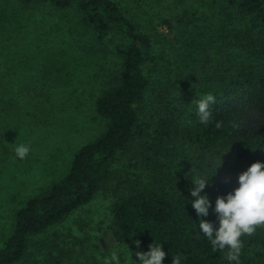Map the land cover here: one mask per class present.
Returning <instances> with one entry per match:
<instances>
[{
  "label": "rangeland",
  "instance_id": "1",
  "mask_svg": "<svg viewBox=\"0 0 264 264\" xmlns=\"http://www.w3.org/2000/svg\"><path fill=\"white\" fill-rule=\"evenodd\" d=\"M115 1L151 35L155 49L163 51L159 75L170 69L172 75L195 77L201 67L228 62L247 50L224 42L222 24L215 17L218 2L190 1L194 21L175 38L158 23L173 0ZM115 41L114 35L98 40L72 6L58 10L46 0H0V245L11 233L17 209L63 175L75 151L104 130L106 121L96 113L94 102L116 82L121 57ZM183 91L181 86L170 96L181 125L187 121ZM154 100L151 93L139 103L140 123L148 126L144 136H135L116 153L112 178L88 204L31 235L27 255L15 264H55L56 259L57 264H103L112 251L120 264H129L127 247L137 261L134 250L115 239L109 207L131 187H149L154 176L166 173L209 180L201 195L210 201L211 223L219 226L216 198L238 187V175L251 164L217 149L198 167V153L182 138L172 139L164 149L152 146ZM22 143L31 148L24 160L13 151ZM246 257L249 264H264V247L252 243Z\"/></svg>",
  "mask_w": 264,
  "mask_h": 264
},
{
  "label": "trees",
  "instance_id": "2",
  "mask_svg": "<svg viewBox=\"0 0 264 264\" xmlns=\"http://www.w3.org/2000/svg\"><path fill=\"white\" fill-rule=\"evenodd\" d=\"M21 1L29 4L38 0ZM46 1L58 10L74 7L98 40L114 35V50L121 63L115 84L102 90L94 102L96 113L106 121L104 130L75 151L63 175L17 209L11 233L0 245V264L19 263L27 255L31 235L45 232L88 204L112 178L111 164L116 153L135 136L145 134L148 124L140 123L138 106L146 94L155 95L152 146L164 149L174 138L185 139L198 153V167L217 149L250 164H264V0L167 3L158 23L166 26L175 38L180 32H187L194 21L190 19V1L218 2L215 17L222 24L224 42L228 40L247 49L228 62L218 60L209 67H201L195 77L172 75L170 69L159 75L163 51L155 49L151 35L115 0ZM181 86L186 96L184 125L170 105L171 91L176 92ZM207 94L215 97V103L210 105V122L202 124L193 102ZM192 187L190 179L166 173L154 176L149 187L128 189L109 207V226L115 239L135 253L147 252L152 243L161 244L166 253L163 264H171L176 255L182 257L181 264H235L225 258L227 250L213 251L199 230V219L211 222L212 215L209 208L208 216L197 217L191 206ZM241 239L239 264H249L246 250L252 243L264 247V229ZM135 240L140 241L139 248L133 243Z\"/></svg>",
  "mask_w": 264,
  "mask_h": 264
},
{
  "label": "clouds",
  "instance_id": "3",
  "mask_svg": "<svg viewBox=\"0 0 264 264\" xmlns=\"http://www.w3.org/2000/svg\"><path fill=\"white\" fill-rule=\"evenodd\" d=\"M197 107V117L199 122L207 124L211 120L210 105L215 103L212 94L204 95L194 101ZM216 126L221 125L217 122ZM31 148L27 144L17 145L13 151L15 157L24 160ZM226 153V152H225ZM221 158L215 170L221 166ZM209 180L196 177L191 179L194 187L190 189V195L194 199L191 206L195 210L198 218L206 217L209 214L210 201L206 195H201ZM238 187L226 196H218L215 200L214 212L218 219V227L214 229L213 224L204 219H199L198 227L202 234L210 242L213 251L226 252V259L229 262L239 264V257L243 248L242 237L252 236L257 228H264V164L260 162L252 163L246 171L241 172L237 178ZM133 243L137 248L140 241ZM127 247V245H126ZM129 253V264H163L166 253L162 250L161 244H150L147 252L137 251L135 256L137 261ZM182 257L176 255L172 257L171 264H181ZM103 264H120V259L116 251H112L110 256L105 257Z\"/></svg>",
  "mask_w": 264,
  "mask_h": 264
}]
</instances>
